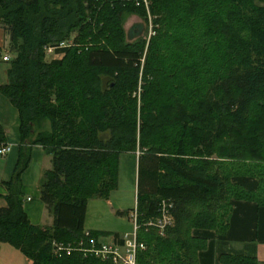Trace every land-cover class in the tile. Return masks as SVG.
I'll use <instances>...</instances> for the list:
<instances>
[{"label": "trees", "instance_id": "trees-1", "mask_svg": "<svg viewBox=\"0 0 264 264\" xmlns=\"http://www.w3.org/2000/svg\"><path fill=\"white\" fill-rule=\"evenodd\" d=\"M132 14L151 19L148 40L141 23L125 31ZM0 23L12 52L0 92L19 123L0 243L30 264H113L84 254L83 223L87 200L116 188L123 152H138L137 238L146 248L136 264H199L207 240L195 229L223 235L232 200L264 206V0H0ZM72 31L62 56L46 61L44 49ZM37 144L51 156L39 189L53 217L44 227L22 205L21 173ZM163 200L173 221L160 235L148 222ZM53 242L70 250L55 253Z\"/></svg>", "mask_w": 264, "mask_h": 264}, {"label": "crops", "instance_id": "crops-1", "mask_svg": "<svg viewBox=\"0 0 264 264\" xmlns=\"http://www.w3.org/2000/svg\"><path fill=\"white\" fill-rule=\"evenodd\" d=\"M2 32V30H0ZM3 34V32H2ZM4 35V34H3ZM0 53V84L8 83L9 62ZM18 112L0 92V126L4 129L9 150L0 155V209L7 207V189L3 182L10 180L18 158ZM137 161L138 152H123L118 157L117 186L107 199L91 197L87 200L84 231L97 232L102 243H112L126 233L133 231L131 210L137 205ZM51 167V156L40 145L31 147L29 163L21 173L22 205L33 225L51 226L53 217L40 199L39 189L43 173ZM245 189H255L256 181L249 177L233 179ZM117 211H127L118 215ZM194 234L205 237L206 248L198 252L199 264H223L220 255H244L255 257L258 264H264V206L253 201L232 200L229 223L223 235L213 230L195 229ZM0 264H30V260L17 248L7 242L0 243Z\"/></svg>", "mask_w": 264, "mask_h": 264}, {"label": "built area", "instance_id": "built-area-1", "mask_svg": "<svg viewBox=\"0 0 264 264\" xmlns=\"http://www.w3.org/2000/svg\"><path fill=\"white\" fill-rule=\"evenodd\" d=\"M66 44L59 43L57 46H48L44 49L45 54L52 53L53 55L59 56L62 53H57V49L65 46ZM3 61H9L10 57L7 55L1 56ZM60 58V57H59ZM9 147L6 144H0V155H5ZM171 204L166 201L161 202L160 214L155 219H152L148 222V225L157 228L158 233L162 235L164 229L172 224V216L168 211V208ZM130 217L133 220V231L130 233L124 234L122 237H119L117 241L112 243H102L98 238L90 237L88 235L89 231H84V234L88 237V248H81L85 255H94L95 257L101 260H111L113 264H136L137 263V253L146 248V245L143 241L138 240L137 238V211L136 207L130 213ZM82 244V243H80ZM59 244L53 242V251L58 253L63 249ZM70 250L69 247L64 248Z\"/></svg>", "mask_w": 264, "mask_h": 264}, {"label": "rangeland", "instance_id": "rangeland-1", "mask_svg": "<svg viewBox=\"0 0 264 264\" xmlns=\"http://www.w3.org/2000/svg\"><path fill=\"white\" fill-rule=\"evenodd\" d=\"M151 19L148 18V20H144L141 17L132 14L128 17H125L124 22H123V27L125 29V31H127L133 24L135 23H141L143 25V32L141 34V38L148 40V38L153 35V31H152V23H151ZM0 30H2V32H0V53H10L12 55L11 52V44L9 41V36L8 33L6 32V28L4 27V25L2 23H0ZM75 37V31H72L69 35V38L65 41H62L61 43L63 44H69L73 41ZM59 53V52H57ZM62 55L56 56L53 55L52 53L50 54H45V60L46 61H50L51 59L54 58H59ZM46 226V225H45ZM44 227V226H43Z\"/></svg>", "mask_w": 264, "mask_h": 264}]
</instances>
